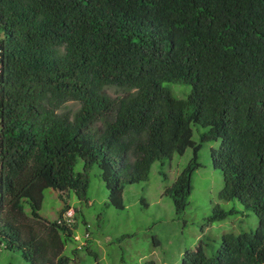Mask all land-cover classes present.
<instances>
[{"label": "trees", "instance_id": "trees-1", "mask_svg": "<svg viewBox=\"0 0 264 264\" xmlns=\"http://www.w3.org/2000/svg\"><path fill=\"white\" fill-rule=\"evenodd\" d=\"M166 83L191 92L177 99ZM193 124L206 129L198 144ZM217 141L219 199L245 204L258 225L222 235L213 256L200 241L179 264H264V0H0V246L29 264H71L77 225L58 223L69 204L52 222L39 212L46 189L84 199L79 158L122 209L126 185L191 148L164 191L181 212L202 143Z\"/></svg>", "mask_w": 264, "mask_h": 264}, {"label": "rangeland", "instance_id": "rangeland-1", "mask_svg": "<svg viewBox=\"0 0 264 264\" xmlns=\"http://www.w3.org/2000/svg\"><path fill=\"white\" fill-rule=\"evenodd\" d=\"M173 97L186 98L190 85L166 83ZM111 98L121 95L116 88H107ZM76 102H69L64 112L75 113ZM192 140L200 143V135L206 131L198 124L192 125ZM219 141L204 142L197 159L201 165L195 170L191 181V193L187 207L176 212L170 196L164 194L176 181L193 158L188 148L183 155L155 162L146 180L126 185L123 191V208L110 204L109 190L101 179V171L94 165L84 169V161L77 159L73 174L86 173L88 187L84 199L74 191L61 195L54 189H46L39 212L43 220L52 222L65 203L75 211L77 230L73 232L75 243L66 245L64 255L71 257V264H179L187 250H194L202 242L207 256L215 255L221 246V237L227 233L235 235L253 233L258 225L257 216L237 199L223 201L219 192L223 187L220 169L212 163L211 149H217ZM220 212L211 223L207 219ZM23 225L32 224L26 219ZM89 236L88 247L78 250L76 256L70 253L74 247L85 245L84 231ZM86 233V232H85ZM77 240V241H76ZM0 264H29L19 249L0 246Z\"/></svg>", "mask_w": 264, "mask_h": 264}, {"label": "built area", "instance_id": "built-area-1", "mask_svg": "<svg viewBox=\"0 0 264 264\" xmlns=\"http://www.w3.org/2000/svg\"><path fill=\"white\" fill-rule=\"evenodd\" d=\"M59 224H66L69 227L74 224V211L72 209H67L58 220ZM84 239L88 238V234L85 233Z\"/></svg>", "mask_w": 264, "mask_h": 264}, {"label": "clouds", "instance_id": "clouds-1", "mask_svg": "<svg viewBox=\"0 0 264 264\" xmlns=\"http://www.w3.org/2000/svg\"><path fill=\"white\" fill-rule=\"evenodd\" d=\"M69 208L70 209H72L70 206H69ZM73 210V209H72ZM74 211V210H73ZM74 217H75V211H74ZM74 223H75V221H74ZM84 235H85V233H84ZM84 235H83V237H84ZM74 240H75V237H74ZM83 240H84V238H83ZM77 241V240H76Z\"/></svg>", "mask_w": 264, "mask_h": 264}]
</instances>
